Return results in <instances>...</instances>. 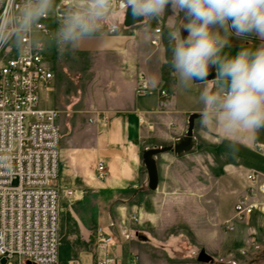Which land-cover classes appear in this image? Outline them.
Returning a JSON list of instances; mask_svg holds the SVG:
<instances>
[{
	"label": "crops",
	"instance_id": "0c3cea01",
	"mask_svg": "<svg viewBox=\"0 0 264 264\" xmlns=\"http://www.w3.org/2000/svg\"><path fill=\"white\" fill-rule=\"evenodd\" d=\"M62 6L63 0H57L56 18ZM172 15L169 5L158 20H145L133 27H125L122 16L115 32L89 40L75 52L61 55L56 49L51 56L54 70L47 61L54 79L41 91L42 108L56 110L44 100L52 98L55 90L62 94L67 80L75 74L81 88L77 103L80 116L71 138L61 137L60 176L55 183L60 191L72 190L75 198L79 196L74 203L61 200L60 232L62 239L68 240L70 255L66 264L97 263L100 228L116 239L113 253L118 264H166V247L182 245L187 233L196 257L199 252L217 253L236 264V253H219L227 241L222 233H216L215 220L223 222L235 213L248 189L246 176L250 171L264 173V156L256 150L257 145L264 146V128L255 134L229 137L219 127L203 126L198 118L195 152L160 154L156 159L158 188H148L144 151L174 145L186 134L189 116L200 114L203 108L199 95L204 85L197 83L199 94L194 91L196 82L188 89L180 87L171 67L168 32L176 21ZM57 23L58 19L54 26ZM261 43L264 41L254 35L239 38L233 34L230 47L222 54L234 56L242 47L255 49ZM140 74L151 86L150 93L143 96L136 93ZM233 143L241 151L238 157L230 160L228 152L219 154ZM200 144L207 158L220 155L227 161L221 174L207 175L213 185L205 193L183 192V163L199 161ZM99 164L104 166L103 172L98 170ZM188 177L197 179L191 173ZM229 198L233 203L227 210ZM121 199L126 201L119 202ZM237 227L239 264H264V215L256 212ZM233 231L227 229V233Z\"/></svg>",
	"mask_w": 264,
	"mask_h": 264
},
{
	"label": "clouds",
	"instance_id": "9594fccd",
	"mask_svg": "<svg viewBox=\"0 0 264 264\" xmlns=\"http://www.w3.org/2000/svg\"><path fill=\"white\" fill-rule=\"evenodd\" d=\"M169 5L176 18L168 32L170 64L180 87L204 85L201 124L219 127L229 137L264 128V43L242 47L234 56L222 54L233 34L264 41V0H63L51 32L43 30V21L58 11L57 0H0V49L11 46L23 56L51 47L61 55L75 52L115 32L129 9L134 19L151 21ZM213 66L216 77L210 82Z\"/></svg>",
	"mask_w": 264,
	"mask_h": 264
},
{
	"label": "built area",
	"instance_id": "2783aa9c",
	"mask_svg": "<svg viewBox=\"0 0 264 264\" xmlns=\"http://www.w3.org/2000/svg\"><path fill=\"white\" fill-rule=\"evenodd\" d=\"M49 18L43 30L51 32ZM45 51L23 56L11 46L0 49V261L6 264H58L61 200L76 196L75 191L55 186L60 176V129L58 112L40 106L42 89L54 79ZM150 91L147 77L140 74L137 95ZM256 150L264 156L263 145ZM98 170L103 172L104 166L99 164ZM246 180L248 189L235 207L238 222L256 212L264 215V173L250 171ZM226 228L234 230L230 223ZM116 245V239L100 228L96 264H118Z\"/></svg>",
	"mask_w": 264,
	"mask_h": 264
},
{
	"label": "rangeland",
	"instance_id": "374dc122",
	"mask_svg": "<svg viewBox=\"0 0 264 264\" xmlns=\"http://www.w3.org/2000/svg\"><path fill=\"white\" fill-rule=\"evenodd\" d=\"M56 18V13L52 16H50L49 20H47V24L53 27V30H55L56 26H54V21L57 20ZM145 23V19L142 23L137 24L138 25H143ZM150 24H153V26H156V23L150 22ZM56 48L51 47L48 48L45 51V56L47 57V61L50 62L53 66L54 70V63L55 61L52 59V55L55 53ZM80 87L78 86V75L75 74L73 78L71 77L70 80H67L66 86L63 87V93H58L55 90V95L50 98L49 100L46 99L44 100V104H50L52 107H54L58 111V126L60 129V146L62 145V138L63 137L65 140L70 139L71 136L74 134L77 126V122L80 116V114L77 112L78 111V99L80 95ZM194 91L195 93L200 92V86L196 83L194 84ZM50 95V94H49ZM69 101V103H68ZM72 103H75L73 105V108H71ZM63 108L65 109L64 112L60 111ZM196 144V143H195ZM195 147V146H194ZM199 153V161L195 164V162H191L189 160H185L183 163L182 171L181 173L183 174V182H182V188L181 191H192L196 190V192H204L208 189V186L213 185V182L207 180V175L210 173H215V174H221L222 172V166L224 163H226L227 159H224L222 156L219 157L221 154L224 152H228L230 154L229 158L230 160H234L236 157L239 156V153L241 151L239 148L235 147L234 149L231 146L226 147L224 150H220L219 156L215 158H207L206 157V149H202V144L197 146ZM194 149V148H193ZM191 150L188 153H192L195 150ZM204 153V156H203ZM186 154V153H185ZM184 155V154H182ZM159 156V155H158ZM155 159H157V157ZM181 156V155H180ZM213 169L215 171H213ZM188 173L192 174L193 176H197V179L195 177H192V180L188 177ZM216 183V182H215ZM143 188V187H142ZM145 188V187H144ZM205 193V192H204ZM205 195V194H204ZM77 195L76 198L74 199H66L69 203H74L77 201L79 198ZM125 202L126 199H121ZM233 203V200L229 198L226 202V209L228 210L229 205ZM123 204V203H119ZM237 205V204H236ZM63 203L61 204V212L60 216L63 211ZM234 214L232 216L228 217L227 219L223 220V222H216L215 220V231L216 233H222L227 241V245H225L219 253L225 252H234L236 253L234 260H236V264H239L238 262V257H237V250L239 248L238 240H239V227H237V223H240L238 221L234 220ZM125 222L127 221L126 219L124 220ZM232 224L235 230L233 232L227 233L226 225L227 224ZM185 228V226H183ZM188 239L184 240L182 245H168L166 247V264H232L230 262V259H224L222 257H218L217 253L216 254H206L205 252H199V256L196 257L194 254V251H196L195 247L191 246L189 242V233L186 234ZM59 238H60V246L58 250V264H66V261L68 258H70L69 255V244L68 240L65 238L62 239L61 232H60V219H59ZM98 251V247H97ZM193 251V253H192ZM200 251V250H199ZM217 252V251H216ZM114 254V253H113ZM204 254V255H203ZM115 255V254H114ZM98 257H99V251H98ZM197 258V259H196Z\"/></svg>",
	"mask_w": 264,
	"mask_h": 264
},
{
	"label": "water",
	"instance_id": "95a60500",
	"mask_svg": "<svg viewBox=\"0 0 264 264\" xmlns=\"http://www.w3.org/2000/svg\"><path fill=\"white\" fill-rule=\"evenodd\" d=\"M143 21L144 19L142 17L139 19H134L131 15V10L129 9L128 15L124 17V26L133 27L137 24L142 23ZM181 34L183 37L186 38L188 33L184 30H181ZM215 77H216V71H215V67L213 66L210 69V73L207 79L209 81H212L213 79H215ZM198 118H200L199 113H193L189 116L188 128L186 134L184 135V137H182L176 143H174V145L155 147L144 151L142 158H143V164L148 174V188L150 190L154 191L158 188V169L155 159L156 156L167 152H173L175 155L180 156L182 154L190 152L195 146L194 128H195V121ZM0 264H6V260L2 259L0 261Z\"/></svg>",
	"mask_w": 264,
	"mask_h": 264
}]
</instances>
